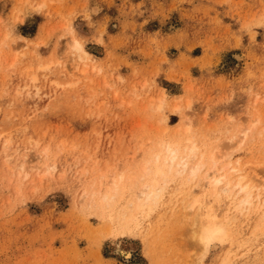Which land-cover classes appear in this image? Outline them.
<instances>
[{
    "label": "rangeland",
    "instance_id": "374dc122",
    "mask_svg": "<svg viewBox=\"0 0 264 264\" xmlns=\"http://www.w3.org/2000/svg\"><path fill=\"white\" fill-rule=\"evenodd\" d=\"M72 36L89 54L80 77ZM184 118V135L220 166L237 162L264 181V0H0V264L223 263L234 250L224 242L204 253L190 240L196 227L169 202L173 182L159 185L162 198L130 236L86 203L126 168L134 178L109 210L116 216L149 175L139 164L183 135ZM34 166L47 172L41 180ZM262 217L258 208L236 222L244 242L233 264H264V223L252 231Z\"/></svg>",
    "mask_w": 264,
    "mask_h": 264
},
{
    "label": "bare ground",
    "instance_id": "6f19581e",
    "mask_svg": "<svg viewBox=\"0 0 264 264\" xmlns=\"http://www.w3.org/2000/svg\"><path fill=\"white\" fill-rule=\"evenodd\" d=\"M74 37L71 40V42H72L71 49L73 51H75L74 53H76V54L72 58V62H74V65H73V68L72 67L71 68L75 69L76 71H75V73H71V76H76L75 75L76 73L78 75L80 74L82 76L83 74H86V71H87L86 60L88 59L89 54L85 50H83L82 45L76 40V38L74 39ZM17 40H19V39H17ZM88 62L90 63V61H88ZM12 64H14V61L11 63V65ZM50 64H52V63L50 62L48 65H50ZM48 65H45L44 68H48ZM38 69H40V68H38ZM30 70L31 69H29V71ZM42 70L43 69H40L39 71H42ZM80 75H79V77H80ZM30 78H32L31 82L32 81L35 82L36 77L30 76ZM77 79H79V78H77ZM68 84H70V83H68ZM162 93L163 92L161 91V95H162ZM165 97H167V96L162 95V97L160 98L161 99L160 101L158 100L159 99L158 97H157V100L155 99L156 101H158V106L156 105L157 108L155 107L154 109H158L160 112V109H162V107H163ZM177 107L178 106L175 105V108H174V105H173L172 108L177 111V109H176ZM184 115L186 116V122H187V120L190 119V118L187 119V117H190V115L189 114H187V115L184 114ZM158 123L160 124V122H158ZM183 123H184V125L180 126V127H183V129L181 128L183 135H180L177 137L176 136L171 137L170 139H167L166 141L164 140V141H161L159 143H155L156 145H154V147H153L154 152H152L149 161H147V162L143 161L144 163L139 164V166L141 164H143V165H141V167H143V172L145 173V175H148V173H149V175L148 176L143 175L145 177H142V179L139 181L138 184L136 183L137 187L135 189V192L129 197L128 200L126 199L127 201L125 202L123 207L120 209V212H117L116 216L113 217L110 214L111 212L109 210L115 206L116 199H117V197H119L118 194L122 193L121 187H123V185L126 183L125 181L129 180L126 178L131 173V171H130V173L128 172L129 174L126 173L127 174V176H126L124 174L125 173L124 171H126L125 170L126 168L124 169L123 173H120V174L118 173L117 177H113L112 180L109 181L111 183L110 184L111 186L110 185H109L110 187L107 186V187H109V189L105 190V192H102L103 191V189L101 190L102 187L99 189H96V190L93 188L91 190H89V192L86 193V195H85L87 198L86 203L90 207H92V209L94 208L97 211L99 210L100 212H105V213L108 212V214H109V216L107 217L109 219L108 220V222H109L108 226L109 225L111 226V224L113 226V224H114L115 230L118 231L117 234L120 237H124L126 235L130 236V235H133L134 230H136L138 228V223H137L138 217H136L137 214L141 213L142 210L145 209L146 207H148V208L154 207L159 202V198H162L161 193L163 194V192H161V187H159V185L161 183L169 184L170 182L171 183L173 182V183H175V185L177 187L175 188V186H174L175 191H172L170 193V196H169L170 201L169 202L172 204V207H176L178 204L180 207V205L182 204V208L180 209V211H179L180 213L178 216H182V219L183 218L188 219L190 217L191 218V221H190L191 226L188 224L189 225L188 227H192V226L196 227V228L194 227L195 231H194V228L191 230H190V228L187 229V230H190L191 233H193V231H194V237L192 234V237L190 238V240L192 238L193 239L196 238L199 248L200 247L203 248L204 253H206L209 248L214 247L216 244H222L225 242L234 251L230 253V255L227 259H224L223 263H220V264H233V262H234L233 257L235 256V253L238 251V248L241 247L242 243L244 242V238L242 237V231L238 229L236 222L242 216H245L246 214L251 213V212H255V211H257L258 208L259 209L264 208V181L263 182L257 181L253 177L246 176V174L245 175L241 174V170L239 168V163H237V162L236 163L232 162V163H234V164H232L229 161V162H226V164L224 166H223V164L220 166L219 161H221L222 158H221V160H218L219 157L216 156V159H215V157H214L215 153L213 154V151H212L213 148L211 149V146L209 149H211L212 153L211 152L209 153L208 150H204V148L202 149V147L204 145L201 147V145H199V143H197V141H198L197 139H196L197 141H195L194 139L185 136L186 134L191 133V129L189 127V124L185 123V118L182 121V124ZM248 126H250V125H248ZM180 127H178V128H180ZM178 128L176 129L177 131H178ZM176 130H174V132ZM252 130H253L252 127H247V129H244L243 131H241L240 136L242 137V140H245L246 138H248L250 136V134H252ZM165 131H166V129H165ZM163 132H164V129H163ZM260 134H261V132H260ZM234 139L236 140L237 136L231 137L229 139V141L232 142ZM201 143H202V141H201ZM243 143H244V141H243ZM4 144H5V146L7 145V143H4ZM240 145H242V144H240ZM9 146H7V147H9ZM204 147H207V146H204ZM220 147H221V145L217 149H219ZM43 148L41 149V151L43 150ZM47 148L48 147H45L44 151H46ZM239 148L241 149L242 147L240 146ZM6 149H8V148H6ZM237 149H238V147H237ZM213 150H216V149H213ZM41 151H39V152H41ZM218 151H220V150H217L216 153ZM35 157L36 158L38 157V159L44 161L43 157L39 153H37ZM227 160H229L228 157H227ZM238 162H239V160H238ZM26 163H27L26 156L23 155L21 161H19L18 168H20L21 170H24L26 168ZM53 164H51V165H53ZM5 165L7 166V164H5ZM51 165H49V163H48V165H46L44 167L47 168V167H50ZM139 166L138 167L136 166V167L139 168ZM136 167H135V170H136ZM149 167L153 168V170H150L151 174L149 172V169H150ZM30 168L37 170L36 172H37L38 177H40L39 178L40 180H41L42 176L43 177L45 176L44 173L47 174V172H43V174L42 173L40 174L39 173V170H40L39 167L34 166V167H30ZM51 168H53V166ZM51 168H48V169L51 170ZM48 169H45V171ZM53 170H54V168H53ZM18 173L20 174V171H18ZM18 173H17V178L19 175ZM109 175L111 176L112 174H109ZM231 175H233L234 177ZM24 176L26 177L27 174H25ZM47 176H49V175H47ZM51 176L52 175H50V177ZM38 177H37V179H38ZM130 177L134 178V176H130ZM139 179H140V177H139ZM20 180H22V179H20ZM98 182H99V179H98ZM123 182H125V183L122 185ZM133 183H135L134 180H133ZM92 184H93V182H92ZM90 186H89V188H90ZM100 186H102V185L100 184ZM17 187L18 186H16V188ZM122 191H123V188H122ZM162 191H163V188H162ZM83 192L84 191H82V193ZM83 194L80 196L82 199H83L82 196H84ZM122 197H123V195H122ZM186 199H187V201H185ZM189 199H191V200L188 201ZM207 201L210 202L209 205H208ZM220 202H225L223 209H220V207H221ZM146 212H148V211H146ZM97 213H99V212H97ZM147 215H148V213H147ZM147 215H146V217H147ZM262 218L257 222L258 225L256 224L255 226H253V230H252L253 232L261 229L260 226L264 223V217H262ZM105 219H106V217H105ZM144 220H146V218ZM110 222H111V224H110ZM105 225H107V224H105ZM186 227H187V224H186ZM105 229H107V228H105ZM108 229L111 230L112 228H108ZM111 231H113V230H111ZM107 232L109 233V230ZM195 234H196V236H195ZM112 237H114V235ZM193 245H194V243H193ZM196 246H194V247L198 248V246L197 247ZM192 248H193V246H192ZM193 250H194V248H193ZM227 250H229V249H227ZM199 251H200V249H199ZM198 252L196 251L197 254H199ZM116 253L119 254L120 256H123V258H125V259L130 258V252H125L120 247L116 248ZM225 253L226 252H224V254ZM194 259H196V258H194ZM198 261H200V259L197 260V264L199 263ZM194 262H195V260H194Z\"/></svg>",
    "mask_w": 264,
    "mask_h": 264
}]
</instances>
